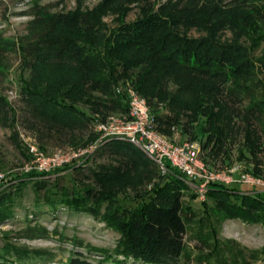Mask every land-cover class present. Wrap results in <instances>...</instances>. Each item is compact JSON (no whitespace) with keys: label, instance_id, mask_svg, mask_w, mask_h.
Instances as JSON below:
<instances>
[{"label":"rangeland","instance_id":"obj_1","mask_svg":"<svg viewBox=\"0 0 264 264\" xmlns=\"http://www.w3.org/2000/svg\"><path fill=\"white\" fill-rule=\"evenodd\" d=\"M208 1L0 0V94L8 101V108L0 111V177L3 175L7 180L0 187L4 195L0 202V214L5 215L0 219V264H69L68 260L75 252L90 262L102 260V264H115L103 260L99 250L112 254L118 233L102 219L67 206L62 199L78 194L87 195V204H93L92 200L108 195V199L98 204L99 213L113 209L121 211L132 208L142 198L146 199L152 186L163 180L151 160L143 154L139 163L132 164L122 151L103 145L90 150L88 157L79 164L57 173L22 183L8 180L29 158V145L42 152L65 153L86 148L95 140L92 123L77 129L75 133H69L32 114L21 99L23 82H34L44 91L48 88L60 93L69 90L75 96V91L81 90L79 96L82 98L87 95L104 98L90 81L82 82L84 78L71 79L72 82L67 83V79L61 77L68 72L63 61L50 55L44 60L40 58L42 53L24 55L26 43L31 38L27 33L28 21L37 12L57 14L61 16L57 33L74 36V28L78 24L64 19L66 15L91 12L98 15L95 21L103 24L92 34L96 39L95 34L109 33L121 22H133L146 13L167 12L174 8L195 9L208 4ZM212 1L229 8L238 5L243 10L251 11L261 10L264 6V0ZM178 30L189 37L205 35V31L195 26L186 29L179 27ZM218 36L222 41H229L232 33L228 28H222ZM240 41L247 46L250 44L245 37H241ZM250 55L255 68L249 89H235L232 92L226 89L224 97L218 96L212 109L219 114L215 119L216 130L221 133L219 138L217 132L208 128L205 118L209 111L206 106H210L212 101L206 99L201 107L196 103L201 86L209 94L212 91L203 77H190L170 67L167 74L149 77L146 98L150 108L158 113V120L154 119L155 125L164 128L157 131L177 141L196 143L197 157L204 171L230 177L231 180L246 174L254 182L264 185V112L254 111L252 116L246 112L249 104L264 99V43L260 41ZM27 62L37 64V71L31 72ZM227 85L231 86L229 83ZM208 96L205 95L206 98ZM79 100L77 105L90 112L89 107ZM233 110L237 111L236 115L230 114ZM99 111H91V114L99 115ZM117 112L109 110L105 113ZM247 127L249 129L245 131ZM256 133L261 136V143L257 146L253 141ZM103 169L116 171L119 175L98 184L94 180V173ZM39 180H42L41 185H36L34 182ZM180 198L190 206L194 215L187 222L183 235L186 254L178 264H264L263 224L226 218L211 200L205 196L199 199L193 187L183 189ZM212 229L215 234L210 232ZM216 253L217 258L214 257ZM124 264L141 263L128 259Z\"/></svg>","mask_w":264,"mask_h":264},{"label":"trees","instance_id":"obj_2","mask_svg":"<svg viewBox=\"0 0 264 264\" xmlns=\"http://www.w3.org/2000/svg\"><path fill=\"white\" fill-rule=\"evenodd\" d=\"M223 6L209 0L208 4H202L200 8H174L172 11L161 13L149 12L133 22H121L109 33L95 34L96 39L92 34L94 35L96 28L99 30L103 27L100 21H95L98 15L91 12L67 13L64 19L78 24L74 28V36H71L57 33L61 22L60 15L37 12L33 19L28 21L27 33L31 38L26 43L28 45L25 47L24 55L42 53L40 58L44 60L50 55L63 61L68 72L61 77L67 79V83H71V79L84 78L82 82L90 81L104 98H91L88 95L82 98L79 96L81 90L75 91L77 92L75 96L69 90H60V93L58 90L48 88L44 91L40 85L25 81L21 87V99L30 112L41 120L69 133H75L77 129L91 124L97 117L101 119L105 117L108 114L105 112L109 110L123 112L126 109L124 93L126 84L133 87L147 101L149 77L167 74L172 67L190 77H203L207 80L206 85L212 91L209 94V91L201 86L198 89L200 91L196 103L201 107L206 99L212 101L210 106H206L209 111L205 118L208 128L217 132L219 138L221 133L220 130H216L215 124L219 114L212 111L218 96L223 98L226 89L230 92L235 89H249L255 68L250 52L260 41L264 43V6L261 10L254 11L243 10L238 5L230 8ZM258 16L263 18L260 19ZM190 26L205 31V35L189 37L178 30L179 27L186 29ZM222 28L231 31L232 38L229 41L220 40L218 31ZM241 37L250 40V44L247 46L241 42ZM26 65L31 72L37 71V64L27 62ZM228 83L231 86H228ZM117 88L122 89L116 91ZM206 94L209 95L208 98L205 97ZM262 95L264 97V91ZM227 97L230 98L229 95ZM79 99L89 107L90 112H85L77 105ZM4 108H8V101L0 94V111ZM150 110L153 119L158 120V113L151 108ZM91 111H99L101 114L92 115ZM254 111L264 112V99L254 101L246 108L248 116H252L251 113ZM232 113L236 115L237 111L233 110L230 114ZM156 127L157 130H164L159 125ZM248 129L249 127L245 128V131ZM262 131L264 133V125ZM260 137L259 134H255L253 140L256 141L255 146L261 143ZM105 146L122 151L132 164L139 163L143 158L136 147L125 141L110 140L102 147ZM68 167L72 166L66 165L52 173ZM108 170L103 169L94 173V180L101 184L119 175L116 171ZM44 175L43 172H29L17 174L14 178H19L18 183H22ZM41 182L42 180H39L34 183L41 185ZM187 187L189 186L170 170L163 175L160 183L152 186L147 198H142L132 208H123L121 211L113 209L100 214L98 204L108 199V195H101L92 200L93 204H87L89 197L80 194L62 200L67 206L102 219L118 233L112 254L99 250L103 260H110L115 264H124L128 259L141 264H178L180 258L186 254L183 235L187 222L194 215L190 206L180 198L182 190ZM250 191L255 193H249ZM3 197V193L0 192V202ZM205 197L211 200L214 207L226 218L261 223L264 226L262 184L211 181ZM1 218H5V215L0 214ZM226 247L229 248L227 245ZM214 257L217 258L218 253ZM68 263L102 264V260L90 262L81 258L79 252H75Z\"/></svg>","mask_w":264,"mask_h":264},{"label":"built area","instance_id":"obj_3","mask_svg":"<svg viewBox=\"0 0 264 264\" xmlns=\"http://www.w3.org/2000/svg\"><path fill=\"white\" fill-rule=\"evenodd\" d=\"M120 89L122 88H117L116 91H120ZM124 93L126 109L123 112L108 113L102 119L97 117L92 122V130L95 134L92 144L86 148H78L65 153L42 152L34 145H29L27 148L29 158L27 157L8 180H18L19 178H14L15 175L29 172H43L44 176H48L52 174V171L66 165L79 164L88 157L91 151L102 146L105 142L119 140L136 147L146 158L151 160L161 176L170 170L173 171L175 176L196 190V196L199 199H204L207 186L211 181L258 183L246 174H241L237 180H231L230 177L204 171L203 165L197 157L196 143L177 141L174 137L169 138L159 133L147 101L128 85L124 87ZM6 181L1 175L0 187L6 184Z\"/></svg>","mask_w":264,"mask_h":264}]
</instances>
